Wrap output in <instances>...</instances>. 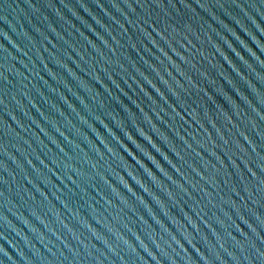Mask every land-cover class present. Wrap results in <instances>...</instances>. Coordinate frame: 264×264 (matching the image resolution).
I'll return each mask as SVG.
<instances>
[{
	"label": "water",
	"instance_id": "1",
	"mask_svg": "<svg viewBox=\"0 0 264 264\" xmlns=\"http://www.w3.org/2000/svg\"><path fill=\"white\" fill-rule=\"evenodd\" d=\"M0 264H264V0H0Z\"/></svg>",
	"mask_w": 264,
	"mask_h": 264
}]
</instances>
